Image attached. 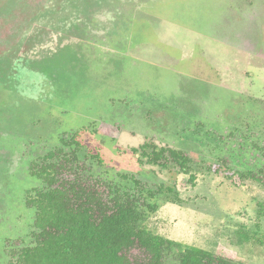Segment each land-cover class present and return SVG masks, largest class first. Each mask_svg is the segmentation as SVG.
Instances as JSON below:
<instances>
[{"label": "rangeland", "instance_id": "obj_1", "mask_svg": "<svg viewBox=\"0 0 264 264\" xmlns=\"http://www.w3.org/2000/svg\"><path fill=\"white\" fill-rule=\"evenodd\" d=\"M75 131L96 174L177 185L184 204L158 198L144 226L264 264L238 241L264 233V188L214 168L264 169V0H0V264L31 243L30 162ZM150 139L187 151L196 183L139 163Z\"/></svg>", "mask_w": 264, "mask_h": 264}, {"label": "trees", "instance_id": "obj_2", "mask_svg": "<svg viewBox=\"0 0 264 264\" xmlns=\"http://www.w3.org/2000/svg\"><path fill=\"white\" fill-rule=\"evenodd\" d=\"M79 136V131L64 134L58 146L30 162L29 172L41 181L26 195L28 206L35 210L32 239L29 244L22 239L14 242L8 264H244L144 226L147 217L159 210L158 198L184 204L177 185H149L128 173L119 174L118 180L96 174L88 160L102 164L103 157L91 148L85 150ZM260 149L264 157V147ZM132 150L141 164L187 174L191 184L197 181L193 159L185 150L154 139ZM214 168L264 188L263 168L238 170L225 159ZM256 215L264 219V197L257 202ZM258 228L259 224L254 230L243 227L238 241L264 245V233Z\"/></svg>", "mask_w": 264, "mask_h": 264}]
</instances>
